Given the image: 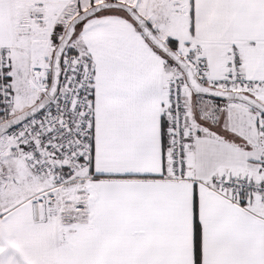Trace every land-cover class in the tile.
<instances>
[{
  "label": "snow or ice",
  "instance_id": "snow-or-ice-1",
  "mask_svg": "<svg viewBox=\"0 0 264 264\" xmlns=\"http://www.w3.org/2000/svg\"><path fill=\"white\" fill-rule=\"evenodd\" d=\"M0 264H264V0H0Z\"/></svg>",
  "mask_w": 264,
  "mask_h": 264
}]
</instances>
